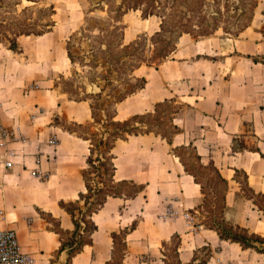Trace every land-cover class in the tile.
I'll list each match as a JSON object with an SVG mask.
<instances>
[{
    "label": "crops",
    "instance_id": "1",
    "mask_svg": "<svg viewBox=\"0 0 264 264\" xmlns=\"http://www.w3.org/2000/svg\"><path fill=\"white\" fill-rule=\"evenodd\" d=\"M219 35L193 38L192 43L178 47L173 58L160 64L161 78L147 72L148 80L140 90L144 103L119 118L152 111L156 102L171 96L180 97L190 107L189 115L175 116L181 129L172 143L154 132L116 140L115 178L134 180L144 188L131 197L109 196L94 212L98 229L93 237L102 227L110 232L104 238L110 251L103 256L104 264L111 257L112 232L126 227L124 264H167L166 246L176 234L180 236L177 258L182 264L198 262L205 251L209 253L203 264H264V252L259 248L222 238L215 228L196 220L206 193L182 159L172 153L175 140L182 135L179 145L194 146L203 164L213 161L227 180L222 219L264 237V211L244 194L236 177L238 170L246 173L248 184L264 194V62L253 58L264 55V34L248 26L234 36V50L229 52L224 49V38H232ZM218 48L223 49L222 56H209L212 51L218 53ZM188 77L190 84L185 82ZM45 78L41 80L47 83L44 88L29 87L27 79L14 80L16 85L8 86L12 81L0 78V123L14 133L0 140V228L16 229L22 248L34 256L33 264H51L57 254L58 260L63 257L60 234L48 216L58 221V227L73 229L72 217L60 200L76 199L86 190L82 170L87 166L89 140L55 119L65 116L75 123L93 119L88 100L71 98L55 86L53 78ZM171 79L177 84L170 83ZM140 91L124 100L137 97ZM187 123L190 131H186ZM153 137L159 141L152 143ZM119 141L126 148L118 146ZM117 148H122L120 154ZM104 244L96 246L92 264ZM84 248L68 264L77 258L83 264L82 256L90 264Z\"/></svg>",
    "mask_w": 264,
    "mask_h": 264
},
{
    "label": "rangeland",
    "instance_id": "2",
    "mask_svg": "<svg viewBox=\"0 0 264 264\" xmlns=\"http://www.w3.org/2000/svg\"><path fill=\"white\" fill-rule=\"evenodd\" d=\"M119 1L120 0H101L99 6L87 15L93 18L106 19L107 21L109 16L116 13L115 10L112 12L111 8H116ZM256 1L257 6L254 10L253 0H215V5H210L209 8L207 6V12L209 13H211L212 9L218 10L216 15L218 16L217 22L220 26L215 32L220 34L221 37L227 36L232 38H224V49L228 52L234 50L233 38L234 36H238L234 34V31H237L242 23L249 22V29H260L264 34V0ZM51 3H54L56 8V13L53 14L52 17H50L49 14V5ZM89 7V0H0V31H6L10 36H13L15 31L21 29L46 30L44 35L31 33L29 35L21 34L18 36V42L22 45L23 51L15 53H11L7 49L9 41L5 39L3 33H0V37L4 39V41H0V78L2 79V76H5V81H12L8 83V86H12V84L16 85L14 80L27 79L29 80V87L34 86L35 88H44L47 86L45 81H41L42 79H46L45 77L53 78L55 86L58 89L67 90L68 95L73 98L85 97L87 94L83 89H86L88 92L91 90H99V87L106 82L105 77L111 79V83L109 87H107L106 92L113 91L118 93L120 88L128 87L131 82L136 80V78H132L131 73V68L136 63H141V66L134 70L136 75H146L147 72L150 71L161 78L160 68H162V65L160 64L167 59L173 58L174 52L169 58L161 62L158 57H155L156 55L154 56L153 49L164 44L162 37H157L154 40L153 36L154 32L159 28L160 17L154 14L148 18H144L140 9L128 10L123 16L125 32L124 41L126 43L132 39H137V41L133 46L122 48L118 45L121 36L120 30L116 32L112 30L101 32L98 27H93L96 22L92 18L89 21V28L91 30H86L84 36H82V24L86 21V11H88ZM1 18H5L7 22L1 23ZM51 18L55 21L53 26L46 24L51 21ZM101 23L103 25L106 24L102 20ZM225 30L233 32L228 33ZM71 37L73 38L72 49L77 57L75 62H72L67 56L66 44ZM165 38L167 37L165 36ZM193 38L195 37L191 34L185 33V36L180 38L178 47L182 48L187 46L192 43ZM106 41H112V44L106 47ZM93 45L98 65H94L90 59L93 57L91 52ZM216 50H218V53L212 51V54L209 56H222L221 52L223 49L219 51L218 48ZM82 55L84 59L83 63ZM110 56H112L111 58L113 59L108 66L105 57L110 58ZM148 63H151V65ZM60 70L64 72L62 73L63 75H59ZM189 79L190 77L185 80L188 84H190ZM35 81L38 82L35 83ZM168 81L172 84H177L174 79ZM108 82L109 81H107V83ZM140 92L141 94L137 97L130 96L123 102L117 103L118 118H123L128 115V112L134 109L139 102L144 103L143 92ZM87 96L90 97L89 95ZM87 98L86 100L89 102L93 100L94 104L97 106L98 118L103 119L108 117L107 114L113 111V98L112 100L105 101L104 105H100V102H104L102 100L94 97ZM166 98L171 99L162 101V104H160L155 111L154 106H152V115L145 117V119L148 120L150 122L149 124L153 127L160 128L170 134L169 131L173 129L171 125L173 118L175 116L178 117V115L182 117H185L187 114L189 115L190 107L178 96ZM131 107L133 108L131 109ZM173 110H178L179 112L174 113ZM55 121L64 127L74 129L77 133H92L95 135H97L96 133H100L98 129L100 125L93 121L92 124L84 123L85 125H78L65 116L61 118L57 117ZM173 121H175V119ZM177 121L180 125L183 124L182 120L178 119ZM185 128L186 131L187 129L190 131V123H187ZM184 136L187 138L186 135ZM183 138L182 135L177 137L174 142L177 146L173 147L172 153L178 155L185 162L187 169L197 174L198 178L203 182L204 191L206 193L199 204L200 212L197 213L196 220L198 222L202 221L205 224H211L213 220L222 222V229L231 228L232 231L242 234L244 231L235 227L233 223L222 221V211L226 192L225 182L221 179L213 166H205L200 161L194 146L191 144L179 145ZM151 140L152 143L159 141V139L154 137ZM120 144H123L122 146L126 148V143L119 141L118 146H121ZM122 148H117L116 151L120 154ZM83 155L84 152L82 153V156ZM236 177L243 182L244 194L247 196L251 195V192L245 186L246 177L244 172L238 171ZM134 188L135 185L132 183H125L121 186V190L127 192H131ZM256 198L262 200L264 203L263 196L257 195ZM80 204H83V200L80 201ZM48 218L53 222L51 225L52 227H58V221L56 219L50 216H48ZM103 229L102 227L93 237L95 239L93 242L94 245L84 248V252L90 254V264H92V259L95 256L94 252L96 246L98 249V244L102 241L105 242L103 250L94 264L105 263L103 256L107 254L109 241H105L104 238L108 237L110 232L108 230L106 232ZM62 234L67 236L65 232ZM122 237L123 234H118L117 252H119V254L118 257L112 261V264H120V256L123 251ZM176 242L177 238L166 246V252L168 254L167 264H181L178 261L175 251ZM258 243L259 241L255 242L256 247ZM109 252L108 250V254ZM62 256L67 257L66 262L68 264L70 262V254L68 251L64 250ZM57 260L58 254L52 259V263ZM82 260L83 264H89L86 256H82ZM78 262L79 260L77 258L74 264H79Z\"/></svg>",
    "mask_w": 264,
    "mask_h": 264
},
{
    "label": "trees",
    "instance_id": "3",
    "mask_svg": "<svg viewBox=\"0 0 264 264\" xmlns=\"http://www.w3.org/2000/svg\"><path fill=\"white\" fill-rule=\"evenodd\" d=\"M90 1V7L88 11H86V21L84 24H82V36H84V33L86 30H91L89 28V21L92 18L96 23L93 27H98L101 32L112 30L113 32H116L117 30H120V42L118 41V45L122 48L133 46L137 39H132L129 42L124 41V24H123V16L128 12L130 9H140L142 11V15L144 18H147L151 15H157L160 17V24L159 28L154 32V40L157 37H162L164 40V44L161 46H157L153 49V53L155 57H158L160 59V62L163 60H166L171 56L173 52L176 51L178 48V43L180 38L185 34L189 33L196 39L205 37L219 28L218 16L216 13H218V10L212 9L211 13L207 12L210 5H215L214 1L211 0H120L118 3V6L116 8H111V11L114 10L116 13L114 15L109 16L106 21V19L101 18H93L91 16H88L91 11H93L96 7L99 6L101 3V0H89ZM253 10L257 6V1L253 0ZM227 2V1H226ZM208 6V8H207ZM103 8V7H101ZM110 11V12H111ZM56 13L55 4L51 3L49 5V14L50 17H52L53 14ZM215 13V14H214ZM101 20L104 21L106 24L103 25L101 23ZM7 20L5 18H1V23H6ZM47 25L53 26L55 24V21L53 18H51L50 22L46 23ZM3 25V24H2ZM249 25V22L242 23L239 26V29L237 31H234V34L239 35L241 31H243L247 26ZM228 33H231L233 31L225 30ZM46 30H18L15 31L13 36H10L6 31L1 30L0 33H3L5 36V39L9 41L8 48L12 49L16 52L23 51L22 45L18 42V36L21 34H43ZM165 36L167 38H165ZM164 37V38H163ZM72 37L68 40L66 44L67 54L69 59L72 62H75L77 59L76 55L73 51V41ZM161 40V39H160ZM0 41H4L0 37ZM106 47L112 44V41H106L105 42ZM146 46V45H145ZM97 47V46H95ZM146 49V47H145ZM91 52L93 54V57L90 59L92 60L94 65H98L97 63V57L95 54L94 45L91 48ZM250 56V54H249ZM104 57V56H103ZM106 58L105 61L107 62L108 66L111 64V60L113 58ZM154 58V57H153ZM255 60H261L264 62V55L253 56ZM84 62L83 55H82V63ZM151 65V63H148ZM158 65V64H156ZM141 66V63H136L131 68L132 78H136L135 81L130 83V86H126L124 88H120L119 92H110L107 91V87L110 85L111 79L108 77H105L106 82L104 85L99 87V90H91L87 91L86 89H83V91L89 95L85 97L80 98H73V99H86L88 98H97L99 100H102L104 102H100V105H104L105 101L112 100L113 104V111L111 113H108L107 116L103 119H100L97 117V106L94 104L93 100L90 101V106L92 110V121L94 123H98L100 127L98 128L100 133L92 134H81L86 139L89 140V153L87 154L86 161L87 166L82 170V177L85 183L86 190H82L79 192V197L73 200H60V205L64 207L71 215L74 228L71 230H64L60 227H55L56 231L60 234L61 238V244L59 250H67L70 254V257L74 256L78 252H80L86 244H91L93 242V233L98 229V224L93 219L94 212H97L106 202L107 198L109 196H122V197H131L135 196L140 192L144 185L141 183H138L131 179H122L117 180L115 178V172H116V164L114 161L115 153L113 152L114 144L116 143V140L118 138H128L129 135L132 134H140V133H149L154 132L157 135H161L163 138H165L168 142L172 143L173 136L180 131L181 127L172 120L171 125L173 127L172 130L169 131L170 134L165 132L164 130H161L160 128L153 127L150 125L149 121L145 119V117L152 115L153 111H147L143 113H134L130 115L128 118L125 119H119L117 118V103L124 100L126 97H128L131 94L137 93L140 91L147 82L146 75H136L134 73V70ZM111 74V72H110ZM61 75H63L61 73ZM107 81H109L107 83ZM65 92H68L67 90H64ZM87 98V99H88ZM171 98H165L164 100L158 101L155 104V109L162 104V101H168ZM99 108V107H98ZM174 113H177L178 110H173ZM95 119V120H94ZM92 121L87 124H92ZM78 125H85L84 123H77ZM71 131H75L74 129H70ZM77 132V131H76ZM183 161V160H182ZM184 162V161H183ZM185 164V162H184ZM186 165V164H185ZM205 166H213L221 179L226 184L227 189V180L220 174L219 169L214 165L213 161H210L208 164H204ZM187 169V167H186ZM189 170V169H188ZM239 171V170H238ZM237 171V172H238ZM191 173L194 174L196 180L198 182L202 183V186L204 188L203 182L198 178L197 174L191 171ZM245 177H246V173ZM243 187V182L240 180ZM125 183H132L135 185V188L131 192L123 191L121 190V186ZM245 186L248 188V190L251 192V197L258 206L264 211V203L262 200L257 199V195H261L264 197V194L261 192H256L247 182H245ZM83 200V204H80V201ZM79 213V214H78ZM81 215V216H78ZM224 221V220H222ZM208 226L215 228L219 235L222 238L231 239L234 241L240 242L244 247H256L255 242L256 241H264V237L259 234L250 233L247 229L243 227H239L244 232L236 233L232 231L231 228H223L222 229V222H216L213 220L211 224H207ZM67 233V236H64L62 233ZM127 232V227L125 229H122L121 231H113L112 237H113V247L111 251V257L107 260L108 264H112V261L118 257L119 252L117 248V242H118V234H123L122 237V243H123V251L121 252L120 256V264H124V259L127 254V242L125 239V234ZM179 235H174L172 237V241L175 238H179ZM178 244L179 239L176 242L175 251L178 253ZM163 245H167V242L164 241ZM257 248V247H256ZM204 250L206 247L203 248ZM264 252V249H260ZM209 251H205L203 253V256L198 262L192 261L189 264H203L206 262L207 255ZM179 263L180 259H178ZM182 264V263H181Z\"/></svg>",
    "mask_w": 264,
    "mask_h": 264
},
{
    "label": "built area",
    "instance_id": "4",
    "mask_svg": "<svg viewBox=\"0 0 264 264\" xmlns=\"http://www.w3.org/2000/svg\"><path fill=\"white\" fill-rule=\"evenodd\" d=\"M12 135H14L12 130L0 123V140L10 138ZM6 163L8 166L11 165L10 160ZM185 214L188 219L193 220L189 212ZM33 262L34 256L22 248L16 229L0 228V264H33Z\"/></svg>",
    "mask_w": 264,
    "mask_h": 264
},
{
    "label": "water",
    "instance_id": "5",
    "mask_svg": "<svg viewBox=\"0 0 264 264\" xmlns=\"http://www.w3.org/2000/svg\"><path fill=\"white\" fill-rule=\"evenodd\" d=\"M259 249H263L264 248V242L259 241L258 246ZM67 257H61L59 260L54 261L52 264H67L66 259Z\"/></svg>",
    "mask_w": 264,
    "mask_h": 264
}]
</instances>
